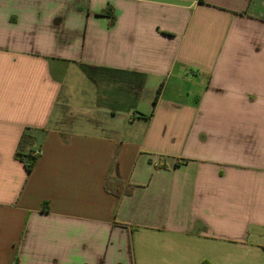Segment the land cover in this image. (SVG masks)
Instances as JSON below:
<instances>
[{
	"label": "crops",
	"instance_id": "0c3cea01",
	"mask_svg": "<svg viewBox=\"0 0 264 264\" xmlns=\"http://www.w3.org/2000/svg\"><path fill=\"white\" fill-rule=\"evenodd\" d=\"M0 264H264V0H0Z\"/></svg>",
	"mask_w": 264,
	"mask_h": 264
},
{
	"label": "trees",
	"instance_id": "16d2710c",
	"mask_svg": "<svg viewBox=\"0 0 264 264\" xmlns=\"http://www.w3.org/2000/svg\"><path fill=\"white\" fill-rule=\"evenodd\" d=\"M160 92L157 94L154 103H157ZM33 141V137L29 133H25L19 144L16 156L18 159L25 163L28 173H31L37 166L39 156H34L33 152L26 151ZM135 189V185L131 184L128 181H125L120 178H114L112 176H107L105 180V190L121 199L125 195H131ZM44 210L48 211V204L44 205Z\"/></svg>",
	"mask_w": 264,
	"mask_h": 264
},
{
	"label": "built area",
	"instance_id": "2783aa9c",
	"mask_svg": "<svg viewBox=\"0 0 264 264\" xmlns=\"http://www.w3.org/2000/svg\"><path fill=\"white\" fill-rule=\"evenodd\" d=\"M34 156H38L39 155V152H35L33 153Z\"/></svg>",
	"mask_w": 264,
	"mask_h": 264
}]
</instances>
